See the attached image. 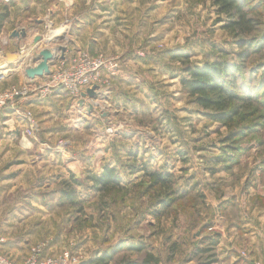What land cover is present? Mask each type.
<instances>
[{
  "label": "rangeland",
  "instance_id": "374dc122",
  "mask_svg": "<svg viewBox=\"0 0 264 264\" xmlns=\"http://www.w3.org/2000/svg\"><path fill=\"white\" fill-rule=\"evenodd\" d=\"M183 1H114V22L107 32L96 34L98 43L92 52L90 49L64 47L67 34L55 32L49 23L41 21L39 25L42 28L36 32L41 40L36 45L32 41L29 46L30 52L38 54L33 60L24 58L22 63L10 61L2 50L4 47L0 48L5 55L0 59V71H10L0 80V90L24 85L26 68L44 60L42 52L51 55L46 63L49 69L52 68L62 56L61 47L65 48L63 58L97 56L117 64L113 75L102 69L96 83L99 94L96 99L73 97L62 89H55L44 99L36 98L32 107L28 104L29 109L20 113L22 116L29 113L35 128L31 132L30 123L27 124L21 138L41 139L54 152L71 158L78 151L92 157L91 162L86 163L87 167L83 164L81 173H73L80 184L76 185V190L82 213L69 206L58 208L56 204L51 205L50 211L59 210L66 218L64 224H60L65 241L56 246L58 249L54 254L43 256L69 252L80 255L85 261L93 257V250L98 248L101 252L110 251L122 242L135 244L142 241L160 259L159 264H225L220 261L219 243L212 262H206L204 258L193 259L201 228L192 226L193 220L197 219L201 226L208 225L206 233L210 236L217 233L223 222L224 233L230 239L233 233L237 234L231 226L243 222L247 215L252 219L256 211L264 210V103L256 105L253 102L254 113L245 110L241 102L234 104L232 110L239 116L230 126L210 120L207 117L209 111L198 107L183 90L180 84L184 77L183 65L171 56L187 55L190 66H202L205 62L237 64L240 70L235 91L242 98H245L246 90L252 91L254 98L253 92L261 87L260 101L264 102V0H251L255 12L248 18L257 25L245 33L226 29L227 16L219 14L210 0ZM193 8L201 9L193 11ZM45 77L35 80L44 81ZM120 78L124 83L118 81ZM113 89L133 95L136 104L130 106L134 102L132 100L128 101V106L131 113L132 110L136 112L133 114L136 117L117 118V122L98 130L94 120L100 118L101 113H107V109L111 110L101 92H106L109 98ZM81 99L92 106L90 113L85 102L79 106ZM8 108L0 111L5 124L10 120L5 111H12ZM22 119L28 123L26 118ZM129 122L135 128L145 130L152 138L142 135L140 145L136 143L138 135L132 131ZM102 138H108L104 152L107 148L113 155L107 162L104 161L105 156H100L102 149L90 146L93 140ZM121 139L135 141L121 143ZM33 150L39 153L36 145ZM106 164L116 170L122 190L101 194L90 188L91 183L86 177L99 175ZM82 169L80 167V171ZM161 170L172 177L170 187L173 195L170 198L174 202L166 211H162L160 203L165 194L155 188L149 189L148 179L144 177L147 171ZM70 173L57 182V188L63 180L69 179ZM35 175V185H45L49 180L44 175L40 177V171ZM52 195L55 193L50 197L53 200ZM58 198L56 194L55 199ZM192 199L193 204L202 202V206L196 205L195 219L190 209ZM225 203L229 206L221 213L220 205ZM156 212L163 213L159 219L153 216ZM0 241V252L4 255L1 251L4 238L0 237ZM44 242L35 245H45ZM172 245L177 248L172 249ZM47 247L48 244L44 250ZM30 248L20 262L6 256L14 263H21L27 259ZM239 256L240 260L248 259L245 251ZM130 258L136 257L131 255ZM254 264H264V261Z\"/></svg>",
  "mask_w": 264,
  "mask_h": 264
},
{
  "label": "crops",
  "instance_id": "0c3cea01",
  "mask_svg": "<svg viewBox=\"0 0 264 264\" xmlns=\"http://www.w3.org/2000/svg\"><path fill=\"white\" fill-rule=\"evenodd\" d=\"M114 1L118 0H0V48H3L2 42L6 41L7 46L4 47L6 56L10 61H14L17 48L22 45L30 46L33 39L38 36L36 32L42 28L39 23L47 22L55 32L67 34L64 45L62 44L64 47L68 46L76 50L90 49L92 52L98 43L96 34L99 31L107 32L108 27H111L114 22ZM185 7L187 8L186 3ZM3 15L5 17L2 20ZM16 30L19 33L25 31L26 37H13L12 34L17 33ZM121 79L118 81L123 82ZM23 82H28L24 75ZM115 84L117 85L118 82L116 81ZM101 94L108 101L111 110L107 109L105 115L101 113L98 119L93 118L98 130H103V127L117 122V118L125 120V118L136 117L134 116L136 112L132 110L131 113V108L129 109L128 106V101H134L130 106L136 104V100L129 92L122 90L118 92V89H113L109 98L106 97V92ZM36 101V98L29 97L19 102L17 105L20 107L15 110L5 111L6 116L10 117L7 124L1 120L2 117L0 118V237H3L5 241L1 251L15 262L25 258L28 249L36 243L46 241L44 243L45 246L48 244V247L43 254L49 255L54 254L57 247L65 241V237L61 235L60 224H64L66 218L59 210L50 211L51 205L54 206L57 203L55 199L58 194L57 182L65 178L68 172L81 173L84 170L83 164L87 167L86 163L92 160L89 154H83L81 151L74 154L76 158H71L70 155L58 154L52 148L45 146L46 141L37 140V138H21L22 131L27 129V123L20 113L28 110L29 105L32 107ZM84 102L89 104L86 100ZM2 116H5V113ZM128 124L138 135L136 143L139 145L142 135H146L148 139L152 138L145 130L135 128L131 122ZM133 140L121 139L120 141L130 143L135 141ZM2 142H4L3 145ZM107 142L108 138L104 140L102 138L93 140L90 145L92 149L94 147L96 150L102 149L100 156H105L106 162L113 158L112 151L110 153L106 148L105 153L103 150ZM34 145L37 146L39 153L33 150ZM138 149L140 150L139 146ZM67 160H73V162H67ZM37 171H40V177L44 175L49 179L45 185L34 184ZM50 172L53 173L50 176L52 178L49 177ZM52 193H55L52 195L53 200L50 198ZM247 217L234 227L230 225L232 231L237 233H233L234 236L232 235L230 239L224 233L223 222L217 229L218 248L221 250L220 261L226 262L225 264H234L237 261H241L242 264H254L264 261V210L256 211L252 219ZM221 220L225 221L224 218ZM96 251L101 252L100 248L93 250L94 254ZM243 251L248 256V259L244 261L239 258Z\"/></svg>",
  "mask_w": 264,
  "mask_h": 264
},
{
  "label": "trees",
  "instance_id": "16d2710c",
  "mask_svg": "<svg viewBox=\"0 0 264 264\" xmlns=\"http://www.w3.org/2000/svg\"><path fill=\"white\" fill-rule=\"evenodd\" d=\"M198 2L200 0H194ZM218 10L219 14L227 16L228 24L225 26L228 30L238 29L240 33H245L251 29V26H256L257 23L254 20L248 18L249 14L255 12V8L251 5V0H210ZM252 8V9H251ZM4 15L1 19H4ZM258 46V45H257ZM173 60L179 61L183 65L182 73L184 77L180 79V84L187 95L194 99L195 104L203 111H209L207 117L223 125L230 126L231 122L239 116L237 111L232 110L233 105L241 102L244 104L245 110L253 111L256 105L264 103L260 101V89H256L253 94L256 95L253 98L252 91L246 90L245 98H242L238 92L235 91L238 82L237 73L240 70L237 64H229L226 62H205L202 66H190L188 65L189 57L184 54L171 55ZM239 89V88H238ZM251 93V94H250ZM252 113V112H248ZM252 113V114H253ZM254 115V114H253ZM234 137V136H233ZM232 137V138H233ZM237 139V137L235 138ZM134 156V155H133ZM227 159V158H225ZM226 161V160H225ZM88 175V174H87ZM145 179H148L149 189H158L163 194L164 198L161 199L162 211H166L169 206L174 202V199L170 197L173 195L171 191L172 177L164 173L163 170L157 172L147 171ZM68 180H63L58 185V200L57 207H66L78 209L80 202L77 198V187L80 185L76 176L73 173L69 174ZM86 179L91 183V189L101 194L108 193L109 191L122 190L121 179L117 175L116 170L109 165H103L102 171L99 175L89 174ZM170 198V199H169ZM190 206L192 217L195 219L196 205L202 206V202H195ZM199 206V207H200ZM229 204L220 205L221 213L225 212ZM194 209H193V208ZM82 213V212H81ZM162 212L153 213V216L157 219L161 217ZM193 220L192 226H200L198 236L200 241L196 246V252L193 254V259L204 258L206 262H212L215 258V248L219 243V235L210 236L206 233L209 226L199 224ZM172 249L177 248L176 245H172ZM120 255H123L120 260ZM128 255V256H127ZM134 255L136 258L131 259L130 256ZM199 260V259H198ZM160 259L154 255L145 246L142 241L135 244L119 243L110 251H102L96 253L93 257L81 262L80 264H159ZM202 263H205L202 261Z\"/></svg>",
  "mask_w": 264,
  "mask_h": 264
},
{
  "label": "built area",
  "instance_id": "2783aa9c",
  "mask_svg": "<svg viewBox=\"0 0 264 264\" xmlns=\"http://www.w3.org/2000/svg\"><path fill=\"white\" fill-rule=\"evenodd\" d=\"M2 44L3 47L7 46L6 41H3ZM29 50V45L20 46L14 61L22 63L24 58H28L29 61L33 60L38 54H34ZM31 50L33 51V49ZM4 56V52L0 51V59ZM116 68L117 64L115 62L107 61L97 56L60 58L54 63L53 67L48 70V75L45 77L44 81H29L24 85H13L0 90V111L5 107L15 110L19 102L25 101L29 97L44 99L48 95L53 94V90L55 89H62L73 97H80L83 91L90 89L92 86H97L96 83L100 80L102 69H106L110 75H113ZM9 73L10 71L7 70L0 71V80ZM23 117L28 121L27 124L30 123L28 126L31 128V132L35 130L30 120V114L25 112ZM44 247V244H37L35 247L30 248L27 259L21 263L10 261L5 254L3 255L0 252V264H80L83 261L80 255H74L69 252L43 256Z\"/></svg>",
  "mask_w": 264,
  "mask_h": 264
},
{
  "label": "water",
  "instance_id": "95a60500",
  "mask_svg": "<svg viewBox=\"0 0 264 264\" xmlns=\"http://www.w3.org/2000/svg\"><path fill=\"white\" fill-rule=\"evenodd\" d=\"M13 37L21 36L22 38L26 37V32L22 31L20 34L13 33ZM41 40L40 36H37L33 39V45H36ZM61 51V58H63V54L65 52V48L61 47L59 49ZM44 60H41L39 64L34 65L32 67H28L25 70V76L28 80H35V79H41L44 76L48 75V69L49 64L46 63L49 59H51V55L48 52H42L41 53ZM98 90V86H92L90 89H88L85 93L81 95L82 98H89V99H96L99 94L96 92ZM79 106H82L84 104V100L81 99L78 102ZM92 111V106L88 104V112L90 113Z\"/></svg>",
  "mask_w": 264,
  "mask_h": 264
},
{
  "label": "bare ground",
  "instance_id": "6f19581e",
  "mask_svg": "<svg viewBox=\"0 0 264 264\" xmlns=\"http://www.w3.org/2000/svg\"><path fill=\"white\" fill-rule=\"evenodd\" d=\"M24 64V63H23Z\"/></svg>",
  "mask_w": 264,
  "mask_h": 264
}]
</instances>
